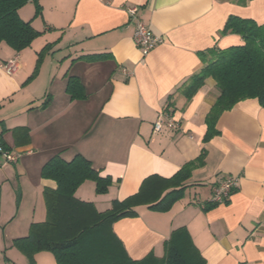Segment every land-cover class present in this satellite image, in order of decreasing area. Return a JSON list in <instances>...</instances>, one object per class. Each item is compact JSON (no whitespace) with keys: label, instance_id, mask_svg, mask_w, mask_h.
<instances>
[{"label":"crops","instance_id":"obj_1","mask_svg":"<svg viewBox=\"0 0 264 264\" xmlns=\"http://www.w3.org/2000/svg\"><path fill=\"white\" fill-rule=\"evenodd\" d=\"M38 3L39 14L32 1L18 12L41 35L19 52L0 43V140L7 149L0 147L19 155L13 163L22 158L25 173L34 170L43 200L44 189L57 183L39 173L56 154L66 161L81 154L111 178L105 194L91 179L75 192L99 212L137 193L148 176L172 177L201 156L203 163L168 210L138 205L136 216L113 223L114 234L135 260L151 253L163 259L165 242L183 227L205 264H264V106L256 98L238 102L221 114L217 134L206 140V116L220 94L216 81L206 77L190 97L184 91L204 66L201 55L244 43L240 34L223 31L231 15L264 24V0ZM130 5L163 38L146 55L134 41ZM91 55L102 57L89 60ZM12 59L18 68L9 74L4 65ZM71 76L78 95L68 85ZM170 116L179 128L155 132L154 123ZM234 175L239 180L230 199L206 209L213 187ZM7 195L11 199L13 190ZM44 206L30 225L45 221V200ZM13 245L4 247L8 256L0 264H31ZM34 260L57 264L50 251L35 253Z\"/></svg>","mask_w":264,"mask_h":264},{"label":"trees","instance_id":"obj_2","mask_svg":"<svg viewBox=\"0 0 264 264\" xmlns=\"http://www.w3.org/2000/svg\"><path fill=\"white\" fill-rule=\"evenodd\" d=\"M29 1L36 4V14L41 13L38 0H0V43L6 42L18 52L29 47L41 35L31 21H24L19 16V9ZM223 31L240 34L244 43L206 51L201 55L203 68L192 76L184 89L190 97L202 86L206 77L211 76L216 81L220 94L206 116V140L217 134L216 124L221 114L238 102L256 98L264 106V24L231 15ZM101 57L91 55L88 59L98 60ZM77 82L76 77L69 78L68 85L75 95H78L75 92ZM0 144L7 149L2 140ZM202 163L200 156L186 163L172 177L148 176L137 193L121 201L115 200L110 209L99 212L92 203L76 198L75 192L80 184L91 179L96 183V192L105 194L111 178L101 176L92 162L81 154L70 161L56 154L42 168V176L57 183L55 189H44L46 219L32 223L29 234L14 239L13 244L31 264H35L34 255L39 251L52 252L57 264H205V259L192 246L190 236L183 227L175 229L165 242L163 259L151 253L140 260L127 254L112 230L117 220L136 216L138 205H146L151 210H168L182 196L186 187L184 182ZM217 205L208 201L205 208Z\"/></svg>","mask_w":264,"mask_h":264},{"label":"rangeland","instance_id":"obj_3","mask_svg":"<svg viewBox=\"0 0 264 264\" xmlns=\"http://www.w3.org/2000/svg\"><path fill=\"white\" fill-rule=\"evenodd\" d=\"M22 161L21 158L17 163L8 162L4 153H0V257L2 260L5 255L8 256L4 247L9 243L13 244L19 234L28 235L30 223L39 217L40 207L42 210L45 208L43 197L39 195V187L34 179L36 178L34 170L25 173L21 165ZM39 175L42 176V173ZM8 189L14 192L11 199L7 195ZM16 249L19 250L17 246L15 252Z\"/></svg>","mask_w":264,"mask_h":264},{"label":"built area","instance_id":"obj_4","mask_svg":"<svg viewBox=\"0 0 264 264\" xmlns=\"http://www.w3.org/2000/svg\"><path fill=\"white\" fill-rule=\"evenodd\" d=\"M127 12L129 15L135 19V31H134V41L136 46L142 51L143 54H148L152 51L159 43L163 41V38L157 37L150 27L144 23L138 17V7L137 6H127ZM5 70L9 74H13L18 68L17 59H12L7 61L4 65ZM165 127L169 129H178L179 125L175 120L170 116L167 118L165 122H162L160 118L154 123V131L161 132ZM0 152L4 153V156L8 160V162H16L17 155L9 153L7 151H3L2 147H0ZM239 176H229L219 184L213 187L212 195L210 198V202L212 203H225L227 202L232 193L238 186Z\"/></svg>","mask_w":264,"mask_h":264},{"label":"water","instance_id":"obj_5","mask_svg":"<svg viewBox=\"0 0 264 264\" xmlns=\"http://www.w3.org/2000/svg\"><path fill=\"white\" fill-rule=\"evenodd\" d=\"M1 153V152H0Z\"/></svg>","mask_w":264,"mask_h":264}]
</instances>
